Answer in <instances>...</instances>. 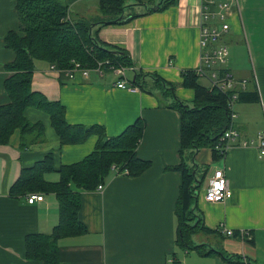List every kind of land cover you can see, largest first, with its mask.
<instances>
[{
	"label": "crops",
	"instance_id": "crops-1",
	"mask_svg": "<svg viewBox=\"0 0 264 264\" xmlns=\"http://www.w3.org/2000/svg\"><path fill=\"white\" fill-rule=\"evenodd\" d=\"M62 1L69 6L70 19L95 22L102 18L99 0ZM216 1L233 6L230 29L221 43L230 49V72L239 80H248L247 90L239 98L257 91L260 100L255 103L238 100L233 127L240 133V140L232 144L223 158L213 161L211 149H202L195 156V164L200 168L202 163L208 170L205 181L215 168H223L232 191L226 202L209 203L204 198L203 183L197 219L205 228L219 232L193 236L196 245H205V252L203 248L183 250L176 243L175 212L182 173L172 168L180 166L182 158L181 116L171 108L174 98H164L150 76L143 78V84L153 93L140 88H118L121 76L114 71L89 70L88 76L76 71L71 78L47 61H35L32 89L50 101L61 102L70 124L102 126L108 137H116L138 119L146 123L137 154L151 162L150 169L137 178L113 170L103 190L82 193L80 220L87 232L59 240L62 264H243L225 260L221 251L264 264V157L259 156L255 145L241 144L257 140L264 133V0ZM15 2L0 0L1 105L9 102L4 84L10 73L5 65L15 59V53L4 45L7 32L19 29ZM140 2L151 3L152 7L163 0H129V5H137L133 10L144 13L146 8L139 6ZM200 21L201 0H176L164 11L98 27V36L102 42L130 54L134 69L124 71L127 82L134 80L135 70L156 74L175 84V98L194 107L195 92L182 86V72L201 65ZM204 86L209 88V82ZM25 116L31 123H42L45 133L42 140L28 148L21 147L19 131L11 137L9 145H0V264H43L26 258V236L50 234L59 221L55 194L41 193L44 200L33 205L26 201L27 197L9 196L22 169L35 165L51 152L55 154L56 167L80 162L94 151L99 141L93 135L81 144L62 146L47 113L28 108ZM26 138L30 141L32 136ZM46 179L55 183L60 175L48 173ZM223 228L235 233L248 232L254 243H248L245 237H229ZM208 249L214 253L210 254Z\"/></svg>",
	"mask_w": 264,
	"mask_h": 264
},
{
	"label": "trees",
	"instance_id": "trees-1",
	"mask_svg": "<svg viewBox=\"0 0 264 264\" xmlns=\"http://www.w3.org/2000/svg\"><path fill=\"white\" fill-rule=\"evenodd\" d=\"M175 3L176 0H163V3L151 7V3L140 2L138 5L146 10L138 13L133 11L137 5H129V0H99L98 9L102 18L98 22H92L86 19H70L69 6L62 0H16L19 29L7 32L4 37V45L15 53V59L5 65V70L10 73L4 84L9 102L6 105L0 104V145H9L11 137L17 131L21 134L23 149L42 140L45 126L27 120L25 113L28 108H35L49 115L62 146L81 144L93 135L99 138L91 154L71 165L56 167L55 154H47L35 165L23 168L19 179L10 189L9 196L15 199L26 198L31 193L55 194L59 203V221L52 232L26 236L25 254L29 261L62 264L59 240L87 232L86 226L80 220L82 193L95 191L100 185H104L113 173V168L117 169V174L126 172L125 175L137 178L151 167L150 161L139 158L137 154L146 128L144 120L138 119L116 137H108L102 126L70 124L66 119V108L61 102L50 101L45 95L32 89L35 61H47L60 72L74 69L75 64L88 70H96L102 64L104 72L120 68L134 69L130 54L126 50L99 39L98 27L127 23L141 15L164 11ZM128 10L131 12L127 13ZM149 76L155 81L156 88L164 98H174L171 108L177 110L181 116L182 163L172 168L182 173L175 212L178 218L176 243L183 250H201L205 245H196L193 236L219 232L205 228L201 220L197 219L199 194L208 170L205 168L200 173L199 166L195 164V156L202 149H211L213 161L222 158L216 147L232 126L228 110L230 95L210 90L201 84V78L194 70H185L182 72V86L195 92L194 107H190L175 98V84L156 74L149 75L135 70L134 80H130V84L142 91L153 93L154 90H148L143 84V78ZM239 99L255 103L260 97L257 91H252L247 95H240ZM28 136H32L30 141H26ZM52 172L60 175L58 182L52 183L46 179V175ZM233 237L241 236L236 232ZM244 240L254 243L248 237ZM208 251L210 254L214 253V250ZM220 255L230 262L256 264L242 256H232L222 251Z\"/></svg>",
	"mask_w": 264,
	"mask_h": 264
},
{
	"label": "built area",
	"instance_id": "built-area-1",
	"mask_svg": "<svg viewBox=\"0 0 264 264\" xmlns=\"http://www.w3.org/2000/svg\"><path fill=\"white\" fill-rule=\"evenodd\" d=\"M233 13V6L228 2H217L216 0H201V21H200V47H201V65L194 70L195 73L209 82L210 90H218L224 94H229L228 110L230 112L232 126L227 130L220 139V144L216 149L225 156L227 150L240 140V133L234 129L233 122L237 118L235 106L239 100V94L248 87V80L237 79L229 70L230 49L228 45L221 43L230 29L229 18ZM99 66L96 71L103 73ZM54 68V67H53ZM125 68L113 70L121 76V80L116 84L120 89L134 90L129 82L125 80ZM81 71L83 75L88 76L89 70L81 68L80 64H75L74 69L66 71L72 78L73 73ZM122 77L124 79H122ZM242 146L255 145L259 151V156L264 157V133L259 134L257 140L241 141ZM115 171L117 169L113 168ZM125 175L124 173H119ZM204 198L209 203H224L232 196L230 182L223 168H215L205 181ZM104 186L100 185L98 190H103ZM44 200V195L31 193L27 196L26 201L33 205ZM223 232L233 237L235 232L223 228ZM241 238L249 237L248 232H239Z\"/></svg>",
	"mask_w": 264,
	"mask_h": 264
},
{
	"label": "rangeland",
	"instance_id": "rangeland-1",
	"mask_svg": "<svg viewBox=\"0 0 264 264\" xmlns=\"http://www.w3.org/2000/svg\"><path fill=\"white\" fill-rule=\"evenodd\" d=\"M134 11V10H133ZM86 20H90V19H86ZM92 21V20H91ZM201 83H203L204 85H206L208 82H206L204 79H202L201 80ZM199 164V163H198ZM200 165V164H199ZM205 168L206 167H204V166H202V163H201V166H200V173L202 172V171H204L205 170ZM200 173L198 174V177L200 178L201 176H200ZM197 241H199V239H197Z\"/></svg>",
	"mask_w": 264,
	"mask_h": 264
}]
</instances>
